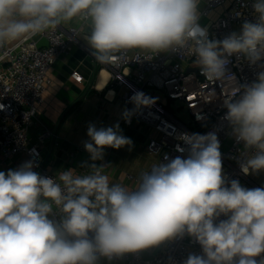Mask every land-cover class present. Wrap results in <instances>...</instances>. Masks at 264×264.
I'll use <instances>...</instances> for the list:
<instances>
[{
    "label": "clouds",
    "instance_id": "clouds-1",
    "mask_svg": "<svg viewBox=\"0 0 264 264\" xmlns=\"http://www.w3.org/2000/svg\"><path fill=\"white\" fill-rule=\"evenodd\" d=\"M203 0H0V49L80 20L95 61L110 65L130 51L182 56L191 50L201 75L229 84L223 101L227 122L243 148L235 157L247 175L264 172V70L241 84L232 58L264 69V0H252L253 20L212 39L200 23ZM237 17L241 12H235ZM79 34V33H78ZM114 95V94H113ZM132 109L155 98L136 92ZM2 107V106H0ZM84 172L69 168L54 177L34 171V161L0 171V264H113L126 255L183 239L200 254L183 264H264V187L247 188L223 169L217 133H182L176 151L142 171L135 186L113 183L105 173V149L131 147L117 123L89 124Z\"/></svg>",
    "mask_w": 264,
    "mask_h": 264
},
{
    "label": "built area",
    "instance_id": "built-area-1",
    "mask_svg": "<svg viewBox=\"0 0 264 264\" xmlns=\"http://www.w3.org/2000/svg\"><path fill=\"white\" fill-rule=\"evenodd\" d=\"M251 4L252 0H203L205 14L201 20H210V23H200L209 27L210 38L222 39L232 31H239L244 19H254ZM237 11L243 15L237 17ZM77 33L76 29L66 31L60 25L55 30L48 29L26 41L12 42L0 49V168L13 157L26 153L38 165L34 171L54 177L46 167L40 145L28 147V135L52 83L51 70L58 59L69 54ZM42 38L47 39L49 46L39 49L37 43ZM149 56V60L137 62V52L130 51L119 61L107 65L111 83L125 89L120 96L124 110L133 108L130 97L138 91L156 100L153 106L142 107L132 115L130 122L122 118L120 125L131 127L140 122L149 127L152 133L148 136L145 152L158 162L163 161L165 156L175 158L186 155L176 151L177 145L186 147L178 139L182 133L215 132L221 145L224 173L230 179H238L244 187H264V172L245 175L241 171L235 157L243 145L236 142L223 119L226 112L223 101L232 96L234 88L227 83L208 81L201 75L191 50L182 56L140 53L141 59ZM229 69L241 84L251 83L256 74L264 70L259 66H249L246 61L238 62L235 57ZM72 78L79 83L83 81L78 72L73 73ZM153 92H160L168 104H163ZM176 104L178 110L188 115L187 122L177 116ZM112 151V148H106L107 157L103 161L109 167ZM130 178L133 179L131 175ZM200 252V246L186 236L168 242L156 256L146 257L141 252L126 255L113 263L183 264L189 253Z\"/></svg>",
    "mask_w": 264,
    "mask_h": 264
},
{
    "label": "crops",
    "instance_id": "crops-1",
    "mask_svg": "<svg viewBox=\"0 0 264 264\" xmlns=\"http://www.w3.org/2000/svg\"><path fill=\"white\" fill-rule=\"evenodd\" d=\"M215 17L214 15L212 18ZM200 22L208 24L210 20L202 19ZM61 26L66 31L76 29L79 34L77 33L69 54L58 59L51 70L52 83L29 129L27 145H40L46 167L54 176L69 168L84 172L87 169L81 165L91 163L89 153L83 147L84 142L89 139L88 125L95 124L100 128L118 123L122 134L130 138L133 145L131 150L128 146L113 149L111 165L105 173L109 175L111 182L133 187L142 171H147L158 163L157 159L149 157L145 152L152 130L140 122L131 127L120 125L124 112L120 96L125 89L114 86L108 66L95 61L84 34L88 30L87 25L76 19ZM75 72L83 77L81 83L72 78ZM106 157L105 149L104 159ZM28 160L30 159L26 153H21L4 164L0 171L16 169ZM103 161L96 163L101 164ZM167 244L168 242L142 253L146 257L156 256Z\"/></svg>",
    "mask_w": 264,
    "mask_h": 264
},
{
    "label": "rangeland",
    "instance_id": "rangeland-1",
    "mask_svg": "<svg viewBox=\"0 0 264 264\" xmlns=\"http://www.w3.org/2000/svg\"><path fill=\"white\" fill-rule=\"evenodd\" d=\"M152 94L156 96L158 99H160L163 104L165 105L168 104V101L164 99L163 95L160 92H153ZM174 109L176 110L177 116L179 118L183 119L186 122L189 120V117L185 112L182 113L181 110H178V104L174 105Z\"/></svg>",
    "mask_w": 264,
    "mask_h": 264
},
{
    "label": "water",
    "instance_id": "water-1",
    "mask_svg": "<svg viewBox=\"0 0 264 264\" xmlns=\"http://www.w3.org/2000/svg\"><path fill=\"white\" fill-rule=\"evenodd\" d=\"M49 46V43L47 41V39L45 38H42L38 43H37V48L41 49V48H44V47H48Z\"/></svg>",
    "mask_w": 264,
    "mask_h": 264
}]
</instances>
